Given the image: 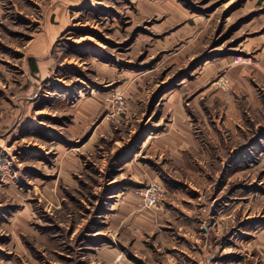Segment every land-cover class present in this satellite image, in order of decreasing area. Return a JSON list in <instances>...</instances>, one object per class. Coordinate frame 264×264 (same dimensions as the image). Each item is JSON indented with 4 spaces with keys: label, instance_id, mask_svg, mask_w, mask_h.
Segmentation results:
<instances>
[{
    "label": "rangeland",
    "instance_id": "obj_1",
    "mask_svg": "<svg viewBox=\"0 0 264 264\" xmlns=\"http://www.w3.org/2000/svg\"><path fill=\"white\" fill-rule=\"evenodd\" d=\"M0 264H264V0H0Z\"/></svg>",
    "mask_w": 264,
    "mask_h": 264
},
{
    "label": "crops",
    "instance_id": "obj_2",
    "mask_svg": "<svg viewBox=\"0 0 264 264\" xmlns=\"http://www.w3.org/2000/svg\"><path fill=\"white\" fill-rule=\"evenodd\" d=\"M59 27L57 26V28H48L47 29V31L45 32V34H42V35H40L36 40H35V43H36V45L34 44V45H32L31 47H30V49H31V53H35V55L36 56H38V55H40V56H38L40 59L43 57V53H42V51H41V49L39 50V51H37L38 50V47H36L37 46V43H39V44H45L44 42H47L48 41V39L49 38H53V36L56 34V33H58L59 32ZM41 47H42V45H41ZM44 47H45V45H44ZM37 58V57H36ZM31 73L33 74V75H38V68H37V66H36V64L35 63H33L32 65H31Z\"/></svg>",
    "mask_w": 264,
    "mask_h": 264
},
{
    "label": "built area",
    "instance_id": "obj_3",
    "mask_svg": "<svg viewBox=\"0 0 264 264\" xmlns=\"http://www.w3.org/2000/svg\"><path fill=\"white\" fill-rule=\"evenodd\" d=\"M157 189L156 188H151L149 191H148V194L146 195L147 198H149V203L151 205H154L156 203V199L154 198L155 197V193H156Z\"/></svg>",
    "mask_w": 264,
    "mask_h": 264
}]
</instances>
